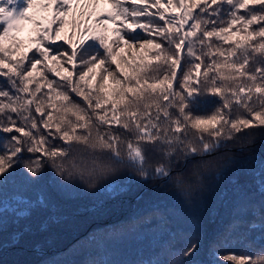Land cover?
I'll return each instance as SVG.
<instances>
[{"label": "snow or ice", "instance_id": "1", "mask_svg": "<svg viewBox=\"0 0 264 264\" xmlns=\"http://www.w3.org/2000/svg\"><path fill=\"white\" fill-rule=\"evenodd\" d=\"M37 3L8 0L15 5L9 8L0 0V76L8 85L0 87V133H16L0 154V233L6 202L18 219L46 206L45 191L35 199L23 194L43 178L45 165L61 191L95 187L125 164L135 167L141 178L167 180L174 169L162 163L149 169L150 155L161 153L174 158L172 164L186 165L246 135V129L264 126V68H246L254 55L264 58V0H109L105 18L96 17L95 23L73 18L67 36L68 16L79 0L40 2L39 10L51 15L39 19L31 14ZM87 15L91 20L95 13ZM25 22L34 25L30 44L16 35ZM137 29L149 38L135 35ZM61 40L70 47L62 50L56 44ZM92 40L102 51L87 43ZM97 69L103 72L93 84ZM206 97H218L220 106L200 114ZM234 107L242 112L233 114ZM113 125L130 138L122 141ZM101 127L108 130L101 132ZM50 137L62 143L50 144ZM36 153L40 155L33 158ZM132 179H106L101 187L115 194ZM184 182L176 172L177 185ZM259 191L264 195V185ZM239 223L233 221L230 229ZM259 230L264 240V212ZM199 247L198 235L182 248L169 243L152 264H196L192 258ZM224 260L264 264V246L255 256L233 252Z\"/></svg>", "mask_w": 264, "mask_h": 264}, {"label": "trees", "instance_id": "2", "mask_svg": "<svg viewBox=\"0 0 264 264\" xmlns=\"http://www.w3.org/2000/svg\"><path fill=\"white\" fill-rule=\"evenodd\" d=\"M2 2L8 4V0ZM14 6L8 4L9 8ZM110 9L109 0H79L68 16L64 35L72 33L73 18L95 23L96 17L105 18ZM82 11L83 17L80 16ZM93 11L95 16L89 20L87 13ZM32 15L39 19L50 16L51 11L44 12L42 17ZM33 27L30 23L26 35L22 31L16 35L25 44H30V38L35 34ZM135 35L149 38L142 29H137ZM87 43L96 44L102 51L98 41ZM56 44L63 45L62 50L70 47L65 40ZM124 54L130 56L132 53L125 48ZM147 59H151V54ZM181 66L184 67L183 63ZM257 67L264 68V58L259 54L251 57L246 66L249 71ZM96 72L97 79L93 84L99 82L103 69ZM0 87H8L2 76ZM72 99L84 106L82 98L73 94ZM205 100L200 114L211 113L220 106L218 97H206ZM59 103L57 101L58 106ZM237 111L242 112L234 107L233 114ZM106 130L100 128L101 132ZM112 130L122 141L130 138L119 126L113 125ZM245 133L226 142L212 155L189 159L186 165L172 164L174 158L161 153L150 155L146 163L149 169L161 163L174 169L172 178L167 180L151 175L141 178L135 167L125 164L118 166L113 177L97 181L95 187L61 191L53 184V170L45 165L43 178L23 194L35 199L38 192L45 191L48 196L46 206L18 219L11 214V202H6L7 211L0 233V264H152L157 253L163 257V247L171 243L182 248L194 235L200 237L198 253L192 258L196 264H229L224 257L233 252H251L255 256L264 246L259 230L264 212V195L259 191L260 184L264 185V126L246 129ZM14 134L0 133V154H4ZM49 142L62 143L59 138L51 137ZM123 148L121 144L122 151ZM36 155L40 153L33 154V158ZM20 171L16 166L17 184L23 190ZM176 172L185 177L181 186L176 183ZM129 175L134 179L124 183L123 191L113 194L101 187L106 179H123ZM236 220L240 221L239 226L230 229ZM253 224L257 226L256 230H252Z\"/></svg>", "mask_w": 264, "mask_h": 264}, {"label": "rangeland", "instance_id": "3", "mask_svg": "<svg viewBox=\"0 0 264 264\" xmlns=\"http://www.w3.org/2000/svg\"><path fill=\"white\" fill-rule=\"evenodd\" d=\"M38 1H39V4H40V2H44V3L47 2V0H38ZM43 13H44L43 11H40V10H39V6H37L36 8H34V9L31 10V14H36V15L39 16V17H42ZM29 25H30L29 22H25V24H24V28H23V31H24L25 28H27Z\"/></svg>", "mask_w": 264, "mask_h": 264}]
</instances>
